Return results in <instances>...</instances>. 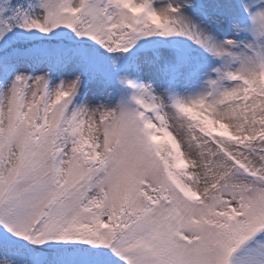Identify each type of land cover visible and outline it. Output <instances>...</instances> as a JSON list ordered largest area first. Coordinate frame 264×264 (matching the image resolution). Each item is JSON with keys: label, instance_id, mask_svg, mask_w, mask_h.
<instances>
[{"label": "snow or ice", "instance_id": "obj_1", "mask_svg": "<svg viewBox=\"0 0 264 264\" xmlns=\"http://www.w3.org/2000/svg\"><path fill=\"white\" fill-rule=\"evenodd\" d=\"M0 264H264V0H0Z\"/></svg>", "mask_w": 264, "mask_h": 264}]
</instances>
